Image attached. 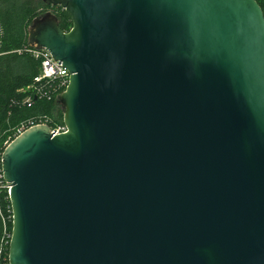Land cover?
Here are the masks:
<instances>
[{"label":"water","instance_id":"1","mask_svg":"<svg viewBox=\"0 0 264 264\" xmlns=\"http://www.w3.org/2000/svg\"><path fill=\"white\" fill-rule=\"evenodd\" d=\"M29 46L70 73L67 130L2 154L9 264H264L257 0H43Z\"/></svg>","mask_w":264,"mask_h":264},{"label":"trees","instance_id":"2","mask_svg":"<svg viewBox=\"0 0 264 264\" xmlns=\"http://www.w3.org/2000/svg\"><path fill=\"white\" fill-rule=\"evenodd\" d=\"M43 6L53 10L59 19L62 30H69L72 20L60 6L43 0ZM264 11V0H257ZM38 15V4L29 0H0V264H9V247L12 235L13 214L7 183L2 175V153L12 128L30 118H48L49 124L57 123L60 116L64 124L62 104L59 101L56 85L35 83L40 73L41 61L36 58L29 46V29ZM35 84L41 86V96L32 95L31 104L25 99L28 91H21ZM49 93L51 98L48 97ZM59 111L58 116H54Z\"/></svg>","mask_w":264,"mask_h":264},{"label":"built area","instance_id":"3","mask_svg":"<svg viewBox=\"0 0 264 264\" xmlns=\"http://www.w3.org/2000/svg\"><path fill=\"white\" fill-rule=\"evenodd\" d=\"M53 11V10H52ZM54 12V11H53ZM55 13V12H54ZM32 53L36 58H39L41 61L40 66V73L35 76L34 80L35 83L39 84H48V85H56L54 87V91L57 92L56 96H59L66 90L68 84H69V77L70 73L68 70L57 60L53 58V56L50 54V52L42 47H30ZM41 48V49H40ZM21 91L30 92V95L25 99L24 102L27 104H31L32 102V95L34 94L35 97L41 96L44 93L42 92L41 86H37L35 84H32L28 86L27 88L21 89ZM49 98H51V94L48 95ZM48 118H40L39 120H35V118H30L27 120L21 121L18 125H16L14 128H12V132L8 140L5 142V148L19 135H21L23 132H25L27 129L38 125V124H46L50 126L51 131L58 134L63 133L67 130L65 124H49ZM3 154V153H2ZM6 187L8 188L9 192V185L7 184Z\"/></svg>","mask_w":264,"mask_h":264},{"label":"rangeland","instance_id":"4","mask_svg":"<svg viewBox=\"0 0 264 264\" xmlns=\"http://www.w3.org/2000/svg\"><path fill=\"white\" fill-rule=\"evenodd\" d=\"M30 1V3L31 4H33V5H37L38 4V15H37V17L38 16H41V15H43V14H45L46 12H51L50 10L51 9H49L47 6H43V4H42V1L41 0H29ZM36 17V18H37ZM62 110L64 111V108H63V106H62ZM58 113H59V111H55V113H54V116H55V118H56V116H58ZM61 117V116H60ZM56 118V122L58 123V122H61V120H59V119H61V118ZM63 119H64V113H63ZM58 124H60V123H58Z\"/></svg>","mask_w":264,"mask_h":264},{"label":"flooded vegetation","instance_id":"5","mask_svg":"<svg viewBox=\"0 0 264 264\" xmlns=\"http://www.w3.org/2000/svg\"><path fill=\"white\" fill-rule=\"evenodd\" d=\"M51 12H46L45 14H47V13H52V14H55L52 10H50ZM45 14H43V15H41V16H38L37 18H40V17H43ZM36 19V18H35Z\"/></svg>","mask_w":264,"mask_h":264},{"label":"bare ground","instance_id":"6","mask_svg":"<svg viewBox=\"0 0 264 264\" xmlns=\"http://www.w3.org/2000/svg\"><path fill=\"white\" fill-rule=\"evenodd\" d=\"M41 49V48H40Z\"/></svg>","mask_w":264,"mask_h":264}]
</instances>
